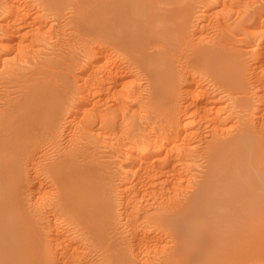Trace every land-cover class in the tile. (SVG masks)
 Wrapping results in <instances>:
<instances>
[{
	"label": "bare ground",
	"instance_id": "obj_1",
	"mask_svg": "<svg viewBox=\"0 0 264 264\" xmlns=\"http://www.w3.org/2000/svg\"><path fill=\"white\" fill-rule=\"evenodd\" d=\"M30 1L0 0V66L2 67L0 75L5 74L2 77L6 76V74L8 77L11 76L13 73L11 71L15 69L17 65L15 63L18 62V59H21L19 62L22 64L23 58L21 57L25 58L23 55L25 52H28L26 49H29L35 40L43 38L41 36L48 32L42 30L47 20L44 22V13L39 14L41 7L39 8V12L37 10L34 12L33 8L34 11L30 10V7L34 6H30L32 0ZM48 1L41 0L45 5L46 3L49 4L50 6L47 5L49 8L56 4V10L57 8L59 9L60 2L58 4L56 0ZM113 1L112 3L114 4ZM194 1L196 2V0ZM198 1L200 2V0ZM211 1L216 4L218 3L220 5L218 8H221L216 11L217 7H214V13H210L212 9L210 11L207 10V12L205 10L201 16L206 19L203 20L205 22L202 21L204 29L214 30V28H218L221 22H228L229 24V11L236 8L235 6L240 3L239 1L244 0ZM195 2L193 0H116L114 8H112V27H110V29H115L111 33L115 35L114 39L112 38L113 41L109 39V41L111 40V45L108 42L112 49L110 50V47H108V53L101 54L102 50L99 49L100 52L97 49L95 50L87 42L88 48L90 49L91 47V49L89 52L87 48V51L84 50L86 53L88 52V65H86L88 70L84 74L83 72L76 74L77 71L74 73V70L70 69L71 64H68V60L70 59L69 54L71 53V49H69L70 43L67 42L68 37L64 36V38L67 37L65 38L66 41L58 40V45L56 44L59 46V50H57L59 51L58 54L63 59L60 60L55 57L56 55H53L54 58L49 59L50 61L44 64V66L47 65L49 67H42L46 70L42 68L37 70V67L35 71L29 73L30 69L28 68V74H25L24 70V73H21V80L27 84L25 86L23 84H21L22 86H18L20 88L18 89V96L12 97L11 95H14L13 92L10 95H8L9 93L6 94L5 92H8V87L7 91L3 90L5 94L2 93L1 89H4L5 86H0V264H132L127 248L131 251L130 255H141L144 252L152 251L151 257L155 255L153 259L156 260L157 258V262L154 260L153 262L156 264H191V258H186L184 254L189 247L190 238L194 239H192V245H194L192 248L193 252H197L199 247L204 250H202V254H199L202 257L200 259L199 256L200 261L198 264H264V93L260 91L263 90L262 92H264V13L259 11V8H255L258 10L254 13L256 21L253 15L250 17L244 15L247 18H245L246 20L243 19L244 22L241 21L237 25L236 23H234L235 25L230 23L232 26L226 27L228 33H239L240 27L243 28L246 25L244 28H247L248 35L253 37L252 44L254 45L257 65L254 67L256 71L253 75L254 91H252V89H248L251 88V86H247L249 82L246 83L244 80L246 79L244 77L246 69L240 65L241 63L239 64V60L237 59L239 57L238 53L233 49L238 55L236 58V54L228 51L223 41L219 42L216 39V41L209 42L210 32L208 30L205 32L203 30L204 34L208 32V36L205 34L206 37L204 35L203 37L200 32L197 33V31L191 29V26L197 22L196 19L200 18L198 15H195V22L194 20L192 21V12L194 11L192 6L196 5L197 2ZM36 3L39 2L37 1ZM67 3L69 4V1L64 2L65 5ZM198 3L197 5L200 4ZM260 4L259 6L264 8V0ZM164 5H168L169 7H164ZM55 7L53 6L52 8L55 9ZM248 7L252 9L251 6ZM47 8H44V11ZM99 8L102 11L103 8L101 6ZM61 10H64L62 6ZM241 12L240 14H242ZM33 13L36 14L34 15ZM248 14L253 13L249 12ZM84 16H82V19L87 18H84ZM41 18H43V21H41ZM84 21L86 23L88 20ZM242 23L243 25H241ZM62 27L59 29L62 30ZM202 28H200L201 30L198 29V31L202 32ZM58 30L57 32H59ZM195 32L198 35L200 33L202 36H199V39L203 38L205 40L208 38V40H205L206 43L197 41L195 37L198 36H195ZM28 33L32 35L30 39ZM62 33L60 32V35ZM213 34L219 36L225 35L223 31H217ZM50 36L52 38V34ZM69 37L71 38L72 36ZM62 38L60 37V39ZM27 41H30V43H27ZM46 41H43L44 44L47 43ZM96 43L94 45H92L93 43L90 44L96 47ZM35 46L37 47L36 44ZM80 47H82L81 44ZM32 48L34 49V47ZM103 49L107 48L103 47ZM9 54L10 56L12 54L13 57H11L15 63L9 62ZM27 54L30 55L31 53L28 52ZM77 55L79 56V54ZM34 56L36 57L35 54ZM181 58H188L186 62L192 68L193 66H198L200 70H195L200 71V74L202 71L209 72L210 74H208L216 80L219 84L218 87L224 92L234 91L237 95H240L238 100L232 102V107L238 109V112L237 110L235 111L236 115L240 116V113L245 112V110L249 112L247 109L253 108L252 105H254L253 112H257L260 118L250 119V117L248 119L253 121H251V126L244 125L236 133L237 128L234 134L225 133V128H222L226 125L225 123H227L232 113L224 115L228 112L224 113L221 108L218 109L219 103L217 105L216 100L220 102L224 100L221 99V93L218 91L220 94H217L218 92L215 93L213 89L212 91L211 88L213 86L207 87V84L205 86L202 85L203 76L201 77L199 74L201 79L197 78L198 74L196 73L195 76V70L193 72L190 71L192 68L188 67L185 62L182 71L180 70L181 67L177 69L175 66L176 62L180 63L182 61L180 60ZM24 60L26 63H29L28 60ZM85 64L87 63L85 62ZM131 64H138L141 67L145 66V74L143 73V75L157 82V85L154 88L152 87V90L149 88L151 91H149V96L146 93L145 96L147 95L150 97V100H153V103L152 101L149 102L152 103L150 106L155 108L157 105L161 106L159 112H157V109L154 111L157 116H155L156 120L154 121L153 116L147 117L149 115H147L145 110L144 113H146L147 118L140 112L145 117V124H147L142 131L139 124L141 121H132L133 112L131 113L132 119L130 120L132 122L127 124L130 116L127 115L129 113L126 108L127 106L123 105V103H128L124 99L135 95L132 94L133 91L131 92L129 87H126L128 85L132 87L131 85L133 84L130 81V84H128V79H126L128 85L121 84L123 78L129 74L130 69L132 70ZM242 64H244V61ZM72 65L75 66L74 63ZM22 67L21 65L20 70L25 68ZM135 69L133 70L135 71ZM15 70L18 71L19 66ZM142 70L140 68V73L143 72ZM7 71L11 73L9 74ZM55 74L66 76L65 79L68 82L61 84L64 81L62 80L61 82L56 81L58 84L60 83L59 85L56 82L55 85L52 84L53 80H59L60 78V76L55 79L50 77ZM12 76L14 77V74ZM16 77L19 79L17 75ZM49 77L53 80H48L47 78ZM71 77L74 81L73 86L71 85ZM208 78L209 76H207L206 80ZM7 79L6 81L8 82ZM251 79L253 78L251 77ZM2 80L5 83V79ZM250 81L252 82V80ZM15 87L18 88L17 85ZM73 87L75 94L72 91L74 95L68 96V91L72 90ZM217 89L219 88H216V91ZM135 91L137 90L135 89ZM259 91L263 94L261 97L257 96ZM146 92L148 93V89H146ZM248 92L252 93V95L246 96ZM138 93L136 92L137 95H141ZM225 96H228V92ZM135 97H132L133 100ZM230 99H232V96ZM140 100L145 101L143 98ZM112 102L113 104H111ZM88 104L92 107L89 106L91 108H87ZM123 106L126 108L125 111L128 112L126 113V117H129L127 121H125V118H122L124 116L122 115L124 112ZM150 106L148 107L153 108ZM223 106L221 105L220 107ZM131 107L129 105V108ZM252 108L250 109L252 110ZM136 112L138 111L136 110ZM120 113H122L121 118L126 123L119 121L122 119H117ZM137 117L139 118V115ZM118 121L122 123L121 126ZM124 124H126V127L121 128ZM203 124L207 128L210 127L209 129L212 132L210 135L211 139L207 142L208 145L201 152L203 153L201 156L204 157L206 163V169L200 179L194 180V177H192L193 182H191V178H187L189 174H186L187 176L185 175L186 177L184 176L183 179H191L190 182L194 186L190 189L188 188L189 185L187 186L186 184L187 188H182L184 185L181 186V182L183 181H181V174L185 173L184 169L186 171L187 167L183 169L180 163L185 160L184 163L186 164L187 153L191 149L187 146L185 147L183 141L181 143H183L186 149H182L183 146H180L181 148L178 149L177 146L180 145V142L178 143L179 137L181 134H184L182 140L188 141L185 142L189 144V141L193 140L192 138L199 136L198 134L202 128H206ZM237 124H239L238 121ZM96 125H99L100 133L102 132L98 136L106 135L107 138L112 134L116 138V135L119 136L120 134L119 138L121 137L122 139L118 140L119 145L117 147L132 159L131 162L127 161L129 163L127 175H123H126L128 178L126 181L130 182H127L125 186L123 184L124 188L121 187L122 183L119 186L118 184L116 185L122 188L126 196L124 199L126 198L127 207H124L123 205L125 204H123L122 208L126 209V212L124 210L123 212L127 213L125 217V219L127 218V222L123 219L124 224L126 222L129 227V230H126V232H129V234L127 233V240L119 239L118 235L121 234H117L119 231L115 235L114 231L116 230L113 231L115 227L112 228L111 226L112 214L106 213L111 203L114 204L115 200L113 199L117 197H114V190L112 189L114 187H110V185L119 180H111V182L114 181L113 183L110 182L111 184L107 181H103L102 183L101 179H99L102 176L100 171L102 166L100 167L99 165L101 163V161H98L99 158L97 157L98 164L87 161L91 152L88 151V148H92L93 145L90 146L91 143L90 145L88 143L89 147L86 148L84 145L87 143L83 145V141L85 140L86 142L87 139L83 140V137L90 136L91 132H94L93 129ZM222 125L223 127H221ZM114 126H117V129H121L119 130L121 132L119 133L118 130H115ZM141 127L144 126L141 125ZM98 128L96 127V129ZM203 129L202 131H204ZM209 129L207 130L208 132L210 131ZM112 130H115L114 134H117L111 133ZM95 131L98 132L97 130ZM63 132L66 134V138H61L67 139L65 140L64 150L61 153L56 150L60 154L56 156L52 154L55 157H51L49 150L51 152V148L55 144H58V138H60V134H63ZM94 136H97V134ZM104 138L105 136L102 137V141H106V138ZM110 138L109 140L112 139ZM200 139L198 140L199 142ZM109 140L107 139L111 143ZM102 141L100 142L101 144L105 143V141ZM88 142H90V138ZM190 143H193V141H190ZM117 144L115 143V145ZM115 145L110 147L113 148ZM196 145H189V147H195ZM118 148L117 153L120 152L121 155L119 154V156H122L123 153L120 149L118 151ZM113 149L115 150V148ZM198 150L201 151V149ZM191 154L190 157L194 158V155ZM198 154L200 156L199 151ZM91 155H94L93 151ZM127 157L124 158L128 159ZM190 157L188 158L190 159ZM121 169L124 168L122 167ZM104 178L105 176L102 177V180ZM110 178L112 179V177ZM49 182L52 183V186L54 184L57 185V189L53 186L57 192L60 188V195H56L58 198L52 199L51 197V200H48L46 199L47 197H44L45 199L42 197L45 193L41 194V190L44 186L49 189L47 186ZM183 182L182 184H185ZM23 187H27V190L30 189L34 193L33 199L29 200L32 202L31 205L26 200L30 207L28 211L25 210L21 196ZM99 188L103 191L99 190ZM50 190L51 186L48 191L50 192ZM98 190L101 191L100 195L96 193ZM118 202L120 203V201ZM118 209L115 210L117 211ZM58 212L59 215L61 212L65 214L69 213L70 218H68L70 220H66L68 223L70 221L69 228L66 225V221L65 225L67 227H61L65 229H61L58 226L60 224L59 218L56 217L58 216L56 214ZM111 213H115V211ZM51 215H55V217L50 218ZM44 221H49V238L45 237L42 230V227L45 229L42 225ZM83 234L93 240L95 239L92 248H89L87 244L88 248L84 246L87 242L79 245V236L82 237ZM162 243L163 245L161 246ZM80 246L89 250L83 251ZM154 250H159L161 253L159 251L153 252ZM156 253L162 255H157L156 257ZM46 256L49 258L45 259ZM137 257L139 256H136V259ZM146 258L147 260L152 259ZM48 259H52L55 262L48 261ZM147 260L142 261L141 259V262L150 264V261L147 262ZM153 262L151 261V264H155Z\"/></svg>",
	"mask_w": 264,
	"mask_h": 264
},
{
	"label": "rangeland",
	"instance_id": "obj_2",
	"mask_svg": "<svg viewBox=\"0 0 264 264\" xmlns=\"http://www.w3.org/2000/svg\"><path fill=\"white\" fill-rule=\"evenodd\" d=\"M28 1H30V0H28ZM39 2V3H36V2ZM44 1V0H43ZM46 1H48V0H46ZM53 1H55V0H53ZM57 2L56 3H58L59 4V2H60V4H59V9L57 8V10H56V7H55V5H53L54 7H55V9L54 8H52V7H48L47 5H49V4H47L46 3V5L44 4V2H41V0L39 1V0H32V3L30 4V6L31 5H34L33 7L31 6L30 8V10H33L34 12H36V10L39 12V8L41 7L42 8V10H41V8H40V13L39 14H42V13H44V15H43V18H44V22L46 21V23L44 24V29H42L43 31H48V32H46L44 35H46V36H44V35H42L41 37H45L44 39L43 38H38L37 39V41L35 40L33 43H32V45H30V48L29 47H27V48H29V49H26V51H28L29 53H31L32 54V57H31V54L30 55H28L26 52L24 53V55L23 56H25V58L24 57H21V58H23V60H22V64H20V60L21 59H18L17 61L18 62H13L14 61V59L12 58L13 56H12V54H11V56H10V54L7 56L8 57V60H9V62H13V63H15V64H17L16 66H15V69H17V67L19 66V70L18 71H16L15 69V71L13 70V71H11V72H13L12 73V75L14 74V77L11 75V76H7V74H6V76H7V78H6V76H4V77H2L3 75H5V74H3V75H0L1 77H0V86L1 87H3V86H5L4 87V89L2 88H0L1 89V91H7V87L9 88L8 89V92H5L6 94H8V95H10L12 92H13V94L14 95H11L12 97H15V96H18V94H19V90L18 89H20L18 86H22L21 84H23L24 86L27 84L25 81L23 82L22 80H21V78H22V72L24 71L25 72V74H28V71H29V69H30V71H29V73L31 72V71H35L36 70V68H37V70H39V69H41L42 67H49V66H47V65H45L44 66V64H47L48 63V61H50L51 60V58H54L53 57V55H56L55 57H57V58H59L60 60H62L63 58H62V56L61 55H59L58 54V52L59 51H57V50H59V46H57L58 45V40L59 41H66V39L65 38H67V42H69L70 43V48L69 49H71L70 50V52L72 53H70L69 55H70V59L68 60V64L70 63L71 65V67H70V69L72 68L73 70H74V73L76 72V74H81L82 72H83V74L85 73V71L86 70H88V68H87V66L86 65H88V59H87V55H88V52H89V50L91 49V47L92 48H95V50L97 49V50H102V52H100V50H99V52L102 54H104V53H108L107 51L109 50V48L108 47H110V45H111V40H112V38L114 39V35L113 34H111V33H113V31L115 30V29H113V28H111L110 29V27H112V18H111V16H112V8H114V4H115V1L116 0H63L62 2H61V0H56ZM69 1V4L67 3L66 5L64 4V2L66 3V2H68ZM112 1L114 2V4L112 3ZM181 1V0H180ZM210 1L211 0H209V2H208V0H200V2L198 1V0H196V2L199 4V5H197V3L193 0V2H195L196 3V5L194 4V7L192 6V9L194 10H192L191 9V11H193L192 13V21L195 19L194 17H195V15L197 16L198 15V17H200L199 19H196V21L197 22H195V20H194V24L191 26L192 28V30L193 31H197V33L198 32H200L201 34H202V36L204 35L205 37H206V35L208 34V32H210L209 34L211 35H209V40H208V38L207 39H205V40H208L209 42H211V41H216V39L220 42V41H223V42H225V45H226V47H227V49H228V51H230L231 53L232 52H234L233 51V49L238 53V55H239V57L237 58V54L235 55L236 56V58L239 60V64L240 65H242V67L243 68H245L244 70H245V72H244V77L247 79H244L245 80V82L246 83H248V85L247 86H251V88H248V89H252V91H254L253 90V84H254V82H253V80H254V77H253V75H254V72L256 71V68H254L257 64V62H256V60H255V54H254V45L252 44L253 43V37H251V36H249L248 35V33H247V28H242V27H240V31H239V33L238 32H233V33H228V31H227V28L228 27H231L232 25H230V23H236V25L237 24H239V23H241V21H243L244 22V20H246L247 18L245 17V16H254V18H255V21H256V17H255V14L254 13H256L258 10L259 11H262L263 13H264V8L262 7L261 8V4L260 3H262L263 2V0H259V1H257V0H254V1H256V2H254L253 0H244V1H239L240 3L237 5V6H235L236 8H234V9H232V10H230L229 11V17L230 18H228V19H230L229 20V24H228V22H221L219 25H218V28H214V30L212 29H207V28H205L204 29V26H203V22H205V21H203L205 18H203L201 15H203V13L205 12V10H206V12H207V10H211L212 9V11L210 12V13H214V10H215V8H216V11H217V9H220V8H218V6H220L218 3L216 4L215 2H212L211 1V3L213 4H211L210 3ZM251 1H253V2H251ZM31 2V1H30ZM29 2V3H30ZM49 2V1H48ZM260 2V3H259ZM53 3H55V2H53ZM63 5H62V4ZM241 3H243V4H241ZM251 3V4H250ZM37 4V5H36ZM41 4H44V5H41ZM109 4V5H108ZM110 4H113V5H110ZM259 4L261 5V6H259ZM40 5V6H39ZM103 5L105 6L104 8H103ZM107 5V6H106ZM210 5H212V6H210ZM245 5V6H244ZM38 8H37V7ZM43 6H44V8H47L45 11H44V8H43ZM46 6V7H45ZM50 6V5H49ZM61 6H62V9H64V10H61ZM99 6H101V8H103L102 9V11H100L101 9L99 8ZM166 5H164V7H165ZM168 6V5H167ZM166 6V7H167ZM202 7V9H201V7ZM206 8H205V7ZM242 6H243V8H242ZM248 6H251L252 7V9L251 8H249ZM58 7V6H57ZM169 7V6H168ZM197 7H199V8H197ZM203 7H204V10H203ZM209 7V8H208ZM215 7V8H214ZM246 7V8H245ZM254 7V8H253ZM33 8V9H32ZM52 8V9H51ZM99 8V9H98ZM213 8H214V10H213ZM255 8H259L258 10L257 9H255ZM110 9H111V11H110ZM248 9H250V10H248ZM256 11H255V10ZM52 10H54V11H52ZM87 12H86V11ZM100 12H99V11ZM107 10V11H106ZM236 10H237V12H236ZM254 12H253V11ZM33 11H31V12H33ZM52 11V12H51ZM56 11V12H55ZM59 11V12H58ZM96 11H97V13H96ZM197 13H196V12ZM202 11V12H201ZM242 13V14H240V12ZM47 12V13H46ZM49 12V13H48ZM53 12L55 13L54 15H53ZM62 12V13H61ZM85 12V13H84ZM194 12H195V14H194ZM201 12V14L199 15V13ZM236 12V13H235ZM249 12H252L253 14H248ZM52 15H51V14ZM82 13H84V14H82ZM86 13H88V14H86ZM89 13H90V15H89ZM98 13H99V15H102V16H99L98 15ZM106 15H105V14ZM110 13V14H109ZM246 13V14H245ZM34 14V13H33ZM36 14V13H35ZM34 14V15H35ZM38 14V13H37ZM46 14V15H45ZM49 14H50V17H49ZM82 14V15H81ZM109 14V15H108ZM48 15V16H47ZM85 15V16H84ZM88 15H89V17H88ZM108 15V16H107ZM245 15V16H244ZM45 16V17H44ZM52 16V17H51ZM82 16H84V18H86V19H82L83 17ZM107 16V17H106ZM110 16V17H109ZM234 16V17H233ZM47 17H48V19H47ZM57 17V18H56ZM197 17V18H198ZM202 17V18H201ZM238 17V18H237ZM248 17V18H249ZM43 18H41L42 20L41 21H43ZM46 18V19H45ZM246 18V19H245ZM50 19V20H49ZM80 19H82L81 21H80ZM242 19V20H241ZM244 19V20H243ZM49 20V21H48ZM84 20H88L86 23H84L85 21ZM111 22H110V21ZM206 20V19H205ZM51 21V22H50ZM60 21V22H59ZM90 21H92L91 23H90ZM203 21V22H202ZM47 22H49V23H47ZM81 22H83V23H81ZM107 22V23H106ZM199 22V23H198ZM104 23V24H103ZM109 23H110V25H109ZM198 25H197V24ZM226 23V24H225ZM57 24H59V25H57ZM62 24V25H61ZM80 24V25H79ZM107 26H106V25ZM201 24V25H200ZM223 24V25H222ZM47 25H48V27H47ZM50 25V26H49ZM83 26V28H82V26ZM195 25H196V28L197 27H199L198 29H200L201 27H203L202 28V32L201 31H198V29H196L195 28ZM201 27H200V26ZM235 25V24H234ZM241 25H243V23L241 24ZM46 26V27H45ZM53 26V27H52ZM57 26V27H56ZM63 26V27H62ZM104 26V27H103ZM51 27V28H50ZM61 27H62V30H60L61 29ZM103 27V28H102ZM219 27H220V29H219ZM227 27V28H226ZM45 28H47V29H45ZM60 28V29H59ZM82 28V29H81ZM108 28V29H107ZM195 28V29H194ZM59 31V32H57V30ZM103 29H105L104 31H103ZM219 29V30H218ZM242 29V30H241ZM55 30H56V32H55ZM65 30V31H64ZM91 30V31H90ZM111 30H112V32H111ZM201 30V29H200ZM203 30H204V32L205 31H207L208 30V32L207 33H205L204 34V32H203ZM215 30H217V31H223L224 33H225V35H221V36H219V35H216V34H213V33H216L217 31H215ZM53 33H52V32ZM105 31H107L106 33H105ZM110 33H109V32ZM215 31V32H214ZM244 33H242V32ZM51 32V33H50ZM60 32L62 33V32H64V33H62V35H60ZM213 32V33H212ZM241 32V33H240ZM31 34H32V32H30ZM52 34V38H51V36H50V34ZM57 33V34H56ZM65 33H67V34H65ZM70 33V34H69ZM108 33V34H107ZM115 33V32H114ZM196 32H195V36L197 35L198 37H195L196 38V40L197 41H201V43H206V41L203 39V38H200L199 39V36H201L200 35V33H199V35L197 34ZM31 34H29L28 33V37H29V39H30V37L32 36ZM65 34V35H64ZM57 35V36H56ZM109 35H111V36H109ZM212 35H213V38H212ZM50 36V37H49ZM64 36H67V37H65L64 38ZM69 36H72L73 37V40H74V38H75V40H78V41H75L74 40V43H75V46H74V43H73V40L71 41V39H72V37L70 38ZM76 36V37H75ZM78 36V37H77ZM201 36V37H202ZM203 36V37H204ZM208 36V35H207ZM48 37V38H47ZM57 37H58V39H57ZM60 37L62 38V39H60ZM109 37V38H108ZM251 37V38H250ZM49 38H50V40H49ZM42 39H43V41H46L47 43V45L46 44H44V42L42 41ZM54 39V40H53ZM55 39H57L56 41H55ZM109 39H111L110 41H109ZM199 39V40H198ZM212 39H214V40H212ZM52 40V41H51ZM81 40V41H80ZM42 41V42H41ZM50 41V42H49ZM54 41V42H53ZM96 41H97V43H96ZM113 41V40H112ZM37 42V43H36ZM39 42V43H38ZM48 42H49V46H48ZM55 42H57V43H55ZM81 42V43H80ZM89 43V45L91 46L90 47V49L88 48L89 47V45H88V43ZM110 43V45H109V43ZM27 43H30V41H27ZM54 43V44H53ZM73 43V44H72ZM78 43V44H77ZM92 45H94V43H96V45L99 47H95V46H92ZM100 44V46H99V44ZM208 43V42H207ZM35 44L37 45V47L35 46ZM57 44V45H56ZM80 44L82 45V47L84 48H82V47H80ZM52 45V46H51ZM54 45H55V47H54ZM77 45H78V47H77ZM88 45V46H87ZM47 46V47H46ZM74 46V47H73ZM31 47H34V49L32 48L31 49ZM43 47V48H42ZM72 47H73V49H72ZM103 47L104 48H107V49H103ZM86 48H87V50H88V52L86 53ZM77 49V50H76ZM112 49V47H110V50ZM232 51H231V50ZM30 50H33V51H30ZM56 50V51H55ZM84 50H86V51H84ZM252 50H253V52H252ZM77 51H78V53H77ZM82 51V52H81ZM106 51V52H105ZM79 54V56L76 54ZM85 52V53H84ZM187 53H188V51H186ZM186 52H185V54H186ZM190 52V51H189ZM252 52V53H251ZM51 53V54H50ZM57 53V54H56ZM248 53V54H247ZM34 54L36 55V57L34 56ZM74 54V55H73ZM80 54H81V56H80ZM27 55V56H26ZM76 55H77V57H76ZM84 57H86V58H84ZM86 55V56H85ZM29 56V57H28ZM60 56V57H59ZM26 57H28V58H26ZM33 57H34V59H33ZM73 57V58H72ZM80 57V58H79ZM82 57V58H81ZM13 60H12V59ZM77 58V59H76ZM239 58H241V59H239ZM11 59V60H10ZM24 59H26V61L28 60V62L29 63H26L25 62V60ZM29 59H30V61H29ZM32 59V60H31ZM39 59V60H38ZM50 59V60H49ZM71 59H72V61H71ZM75 59H76V61H75ZM82 60V61H80V60ZM183 59H185V60H183ZM7 60V61H8ZM84 60H86V61H84ZM180 60H182L180 63H182V64H180L178 61L176 62V67H177V69H180V67H181V71H182V67H183V65L185 66V64H184V62L187 64V66L188 67H190V68H192V66H190V65H188V63L186 62V61H188V58H181ZM250 60V61H249ZM35 61V62H34ZM74 61V62H73ZM78 61V62H77ZM243 61H244V64H242L243 63ZM44 62H46V63H44ZM85 62L87 63V64H85ZM254 62V63H253ZM74 63V65L75 66H73L72 64ZM75 63H77V64H75ZM82 63H84V64H82ZM177 63H179V65H177ZM252 63V64H251ZM40 64V65H39ZM81 64V65H80ZM245 64H247V65H245ZM251 64V65H250ZM254 64V65H253ZM21 65L23 66V67H25V68H21L22 70H20V67H21ZM77 65H79V66H77ZM138 64H131L130 66H132V70L130 69V72H129V74L126 76V77H124L123 78V81H122V83L121 84H126V85H128V84H130V82H131V86L132 87H130L129 85L128 86H126V87H129V89H130V91L132 92V94H135V95H133L134 97L137 95L136 94V92L138 93L139 91V93L138 94H141V95H137V96H139V98H137V96L134 98V100H133V96L132 97H127V98H131V99H124V101L126 100L128 103H129V105H130V107L131 108H129V105H127V104H124L123 103V101H121L122 103H123V105L127 108V110H128V112L130 113H128V112H126L125 110H126V108L123 106V111L125 112V114H124V112H123V114L122 113H120L119 114V116H117V119L119 120V119H124L125 118V121H127V119L129 118V117H126V113H128L127 115H129L130 116V119H128V121H127V124L130 122H132V121H137V122H139V121H141V123H139L140 124V130L142 131L146 126H147V124H145V117H146V113H144V110H145V112H147V115H149V116H147V117H150V115L151 116H153L154 117V119H153V121L154 120H156V118H155V116H156V114H155V109H157V112H159L160 111V109H161V106L159 107V105H157V107L155 108V107H153V106H150V105H152V103H153V100H150L149 98L150 97H148L149 96V93L151 92L150 90H152L156 85H157V82L155 83L154 82V80H152V79H149L148 77H146V76H144L143 75V73H144V68H145V66L144 67H141V65L139 66H137ZM182 65V66H181ZM32 66V67H31ZM41 66V67H40ZM133 66H134V68H136L135 69V71L133 70L134 68H133ZM143 66V65H142ZM250 66V67H249ZM84 69H83V68ZM187 67V68H188ZM248 67H249V69H248ZM29 68V69H28ZM34 68V69H33ZM45 68H42V69H45ZM75 68V69H74ZM81 68V69H80ZM129 68H131V67H129ZM140 68H141V70L143 71V72H141L140 73ZM0 69L2 70V67L0 66ZM26 69H28V70H26ZM78 69V70H77ZM189 69V68H188ZM195 69H197V70H200L199 68H198V66L196 67V66H193V68L192 69H190V71H192L193 72V70H195ZM253 69V70H252ZM0 70V71H1ZM46 70V69H45ZM73 70H71V72H73ZM187 70V69H186ZM249 70V71H248ZM20 71V72H19ZM131 71H132V75H131ZM134 71V72H133ZM196 71V70H195ZM194 71V75L197 73L198 75H197V78H200L201 79V77L203 76V78H202V85H206L207 87H212L211 88V90L213 89L214 90V92L215 93H217L218 91L221 93H217V94H220L221 95V99H224V100H222V102H220L219 100H216V104L217 103H219V108L218 109H222V111L225 113V112H228V113H225L224 115H230L231 113V115H230V118L228 119V121H227V123H225L226 125H224V127H223V125L221 126V127H223L222 129H224L225 131V133H228V134H234L235 133V131H236V129H237V131H236V133L238 132V131H240L241 130V128L244 126V125H247V126H251L252 125V120H250V119H253V118H260V117H258V113L257 112H253V109L255 108L254 107V105H252L253 106V108L252 107H250V108H252V110L250 109V108H248L247 110H249V112L248 111H246L245 110V112H241L240 113V116H238V115H236L235 114V111L237 110V112H238V109L237 108H235V107H232V102H234V101H236V100H238V97L240 96V95H237V93H235L234 91L233 92H229V91H227L228 92V96H225V94H227V92H224L220 87H218L219 86V84L216 82V80L212 77V76H210L209 74V72H207V71H202L201 72V74H200V71L198 72V71H196L195 72ZM10 72V73H11ZM23 72V73H24ZM78 72H80V73H78ZM189 72V71H188ZM207 72V73H206ZM247 72V73H246ZM249 72V73H248ZM7 73H9V71H7ZM9 73V74H10ZM16 73V74H15ZM18 73V74H17ZM21 75H20V74ZM74 73H72V74H74ZM140 73V74H139ZM209 73V74H208ZM253 73V74H252ZM25 74H23V75H25ZM142 74V75H141ZM145 74V73H144ZM201 75V77H200V75ZM249 74V75H248ZM16 75L18 76V78L20 79V81H19V79H17V77H16ZM205 75V76H204ZM20 76V77H19ZM57 76V77H56ZM58 76H60V78L58 77ZM63 76V77H62ZM134 76V77H133ZM196 76V75H195ZM207 76H209V78L206 80V78H207ZM248 76V77H247ZM250 76V77H249ZM11 77V78H10ZM50 77H52V78H59V80L57 79H55V81L52 79V78H50ZM49 78H47L48 80H50V81H52V84H58V82H61L62 80H64V81H62L61 82V84H65V83H63V82H68V80L67 79H65L66 78V76H64V75H52V76H50ZM206 77V78H205ZM212 77V78H211ZM251 77L253 78V79H251ZM10 78V79H9ZM12 78H13V81H12ZM14 78H16L15 79V81H14ZM144 78V79H143ZM2 79H5L4 80V82L6 83H3V80ZM6 79L8 80V82L6 81ZM126 79H128L127 81H128V84H127V82H126ZM134 79H136V80H134ZM147 79V80H146ZM249 79V80H248ZM9 80H11V82H9ZM67 80V81H66ZM71 85L73 86V84H74V81H73V79H72V77H71ZM134 80V81H133ZM209 80V81H208ZM212 80V81H211ZM250 80H252V82L250 81ZM56 81H58V82H56ZM120 81V82H121ZM130 81V82H129ZM2 82V83H1ZM56 82V83H55ZM210 82V83H209ZM10 83V85H8ZM19 83V84H18ZM205 83V84H204ZM209 83V84H208ZM211 83H213V85H211ZM13 84V85H12ZM60 84V83H59ZM58 84V85H59ZM216 84V85H215ZM7 85V86H6ZM15 85H17V87L18 88H16L15 87ZM138 85V86H137ZM214 85H215V89H214ZM14 88H13V87ZM140 86V87H139ZM13 89H12V88ZM153 87V88H152ZM134 88V89H133ZM149 88H150V90H149ZM216 88H219V89H217V91H216ZM16 89V90H15ZM132 89V90H131ZM137 90V91H135L134 92V90ZM138 89H139V91H138ZM146 89H148V93L146 92ZM15 90V91H14ZM18 90V91H17ZM212 90V91H213ZM223 92H222V91ZM4 91L2 92V93H4ZM17 91V92H16ZM72 91H73V93L75 92L74 91V87L72 88V90L70 89L69 91H68V93H67V95L68 96H72V95H74L73 93H72ZM141 91H143V92H141ZM150 91V92H149ZM252 91H249V92H252ZM261 91V93H264V92H262L263 90H260ZM260 91L258 92V95L257 96H259V97H261L263 94H261L260 93ZM16 92V93H15ZM248 92V93H249ZM4 93V94H5ZM18 93V94H17ZM144 93V94H143ZM145 93L146 94H148V96L146 95L145 96ZM225 93V94H224ZM234 93V94H233ZM246 94V96L248 95H252V93H249V94ZM260 93V94H259ZM15 94H17V95H15ZM130 96H131V94H130ZM141 96V97H140ZM231 96H232V99H230L231 98ZM229 97V98H228ZM144 99L145 101H142V100H140V99ZM146 98V99H145ZM136 99V100H135ZM132 100V101H131ZM146 100H148V101H146ZM229 100V101H228ZM254 100H256V98H254ZM129 101H131V102H129ZM135 101V102H134ZM152 101V103H149V102H151ZM219 101V102H218ZM226 101V102H225ZM227 101H228V104H227ZM146 102H148L147 104H146ZM225 102V103H224ZM102 103H103V101H102ZM126 103V102H125ZM148 107V106H150V107H153L154 108V110H152L153 108H147L144 104ZM230 103V104H229ZM111 104H113V102L111 103ZM116 104V103H115ZM149 104V105H148ZM225 104V105H224ZM102 105V104H101ZM104 105V104H103ZM216 105V106H217ZM223 106V107H220V106ZM89 106H91L90 104H88L87 105V108L89 107ZM92 107V106H91ZM91 107H89V108H91ZM145 107H146V109H145ZM229 107V108H228ZM138 108H139V110H138ZM215 108V107H214ZM224 108V109H223ZM228 108V109H227ZM134 109V110H133ZM151 109V110H150ZM215 109H217V108H215ZM136 110L139 112V114H138V112H136ZM141 110H143V111H141ZM149 110H150V112H149ZM225 110H228V111H225ZM251 110V111H250ZM216 111V110H215ZM133 112V113H132ZM140 112H142L143 114H144V116H143V114L142 113H140ZM149 112V113H148ZM154 112V113H153ZM230 112V113H229ZM234 112V113H233ZM131 113L133 114L132 115V117H133V119H132V117H131ZM151 113V114H150ZM245 113V114H244ZM249 113V114H248ZM253 114V115H251V114ZM255 113V114H254ZM124 115L123 117H122V115ZM248 114V115H247ZM121 115V116H120ZM139 115V118L137 117V116ZM244 115H246V116H244ZM257 115V116H256ZM261 115H263V114H261ZM244 116V117H243ZM254 116V117H253ZM120 117V118H119ZM122 117V118H121ZM136 117V118H135ZM142 117V118H141ZM146 117V118H147ZM157 117V116H156ZM236 117V118H235ZM242 117V118H241ZM251 117V118H250ZM135 118V119H134ZM144 118V119H143ZM245 118V119H244ZM248 118H250V119H248ZM262 118V117H261ZM119 120V121H124V120ZM132 119V121H130ZM141 119V120H140ZM144 121H143V120ZM248 120V121H247ZM261 120V119H260ZM118 121V122H119ZM123 122V123H126V122ZM237 121H238V123L239 124H237ZM252 121V122H251ZM117 122V123H118ZM232 122V123H231ZM120 123V122H119ZM143 123V124H142ZM236 123V124H235ZM121 124L122 123H120V126H121ZM145 124V125H144ZM250 124V125H249ZM126 124H124V125H122V127L121 128H125L126 126H125ZM141 125L142 126H144V127H141ZM205 124H203V126H204ZM98 126L99 125H96L95 127H94V129H93V131L94 132H96L95 130H97L98 132H96V133H94V132H91L92 134H90V136H86V137H83V140L84 139H87V141L85 142V140L83 141V145L84 144H86V145H84L86 148H88L89 147V145H90V143H91V145L90 146H92L93 145V147L92 148H88L89 150V152H90V156L87 158V161H92L93 163H96V164H98V162H97V157L99 158V160L98 161H101V163L99 164L100 165V167L105 171H103L102 169H100V171H101V174H102V176H100V178L99 179H101L100 181L103 183V181H107V182H111V180H119V181H112L111 183H113L112 185H110V187H114V188H112L113 190H114V197H116V199L114 198H112L113 200H115L114 201V204H116V205H114L113 203H111V202H109V203H111V205L109 206V208H108V210H107V212L106 213H108V214H112V216H111V220H112V222H111V226H112V228H114L113 229V231L114 230H116V231H114L115 232V235H117V234H120V235H118L119 236V239H123V240H125L126 238L128 239V234H129V232H126V230L128 231L129 230V227L127 226V218L125 219V217H126V215H127V213H125L126 212V209H124V208H122L123 206L125 207L126 206V204H127V201H126V198L124 199V197H126L125 196V193H123V190H122V188H119L118 186L121 184V187H123V186H125L126 184H127V182H130V181H126L128 178L126 177V175H127V171H128V169L127 168H129V163L127 162V161H132V159H130V157H129V155H126V153H123L122 151L123 150H121L120 148H118L117 146L119 145V141L122 139L121 137V139L119 138V136H120V134H119V136L118 135H116L117 133H115L114 134V132H115V130H121V129H117L116 127L117 126H114V129L115 130H112V132L111 133H113L114 135H116V138H115V136H112V134L110 135L111 136V138L113 139V140H115V141H117V142H115V141H113L111 138H110V136L109 137H107L106 138V135H103V136H105V138H106V141L105 140H103V141H105V143H100L101 141H102V137L103 136H98V135H101V133H100V129L98 128ZM119 126V124H118V128L120 127ZM202 126V127H203ZM237 126V127H236ZM241 126V127H240ZM96 127L98 128V129H96ZM201 127V128H202ZM205 127H206V125H205ZM204 127V128H205ZM240 127V128H239ZM207 128V127H206ZM203 129L204 131H202V129H201V131L203 132V135L201 136V134H202V132L200 131V133L198 134L199 136V138H201L200 139V142L198 141L199 140V138L198 137H196V138H192L193 140H190L191 142L193 141V143H190V141H189V144H186V142H188V141H186V140H182V138H183V136H184V134L182 135H180V137H179V141H178V143L180 142V145H178L177 146V148L179 149V148H181L180 146H183V143H184V146L186 147H188L189 149H191L188 153H187V155H188V157H190V154H191V152H192V154L191 155H194V158H191L190 157V159L187 157L186 159V164L184 163L185 162V160L184 161H182L181 163H180V166H183L182 168L184 169V168H186L187 170L185 171V169H184V172L185 173H182L181 175V181L183 182V183H185V184H182V182H181V186L182 185H184V187H182V188H187V186H188V188H192L193 186H194V184L193 183H191V182H193L195 179H200L201 177H202V175L204 174V172H205V169H206V167H205V161H204V157L203 156H201V154H203V153H201V152H203V149L205 148V146H207L208 145V141L211 139V129H209V128H207V129ZM228 128V129H227ZM210 130L209 132L207 131V130ZM229 130V131H228ZM118 131H116V132H118ZM232 131V132H231ZM121 131H119V133H120ZM97 134V136H94V135H96ZM104 134V133H103ZM204 134H206V135H204ZM61 136H60V138H58V144H55L54 146H53V148H51V146H50V148L52 149L51 150V152H50V150H49V155L52 157H55L57 154H60L63 150H64V147H65V140H67V139H62V138H66V134H64V132H63V134H60ZM92 135V136H91ZM108 135V134H107ZM64 136V137H63ZM210 136V137H209ZM62 137V138H61ZM101 137V138H100ZM115 139H114V138ZM202 137H204V138H206V139H202ZM208 137V138H207ZM89 138H90V142H88L89 141ZM93 138V139H92ZM100 138V139H99ZM104 138V139H105ZM109 138L111 139V140H109ZM63 141H62V140ZM94 139H96V141H94ZM107 139L109 140V141H111V143L112 144H114L115 145V143H118L117 145H115V147H113V148H115V150L113 149V148H111L112 146H114V145H112L111 143H109L108 141H107ZM181 139V140H180ZM196 139H197V141H196ZM119 140V141H118ZM188 140V139H187ZM206 140V141H205ZM102 141V142H103ZM183 141V143H181ZM186 141V142H185ZM56 142V143H57ZM61 142V144H59ZM94 142V143H93ZM115 142V143H114ZM196 142V143H195ZM203 142V143H202ZM88 143H89V145H88ZM93 143V144H92ZM198 143H200V144H198ZM64 144V145H63ZM109 144V145H108ZM111 144V145H110ZM182 144V145H181ZM195 144H197L195 147H197L198 149H201V151L200 150H198L197 148H195V147H191L192 145H195ZM109 147H108V146ZM189 145H191L190 147H189ZM201 145V146H200ZM203 145V146H202ZM60 148H59V147ZM63 146V147H62ZM111 146V147H110ZM182 147V149H186L185 147ZM56 147V148H55ZM102 147V148H101ZM118 148V151H119V149H120V151L124 154V156H123V154H122V156H119V154H120V152H118L117 153V148ZM54 149V150H53ZM58 149H60V150H58ZM95 149V150H94ZM102 149V150H101ZM197 149V150H196ZM58 152H60V153H57V151ZM195 150H196V152H195ZM92 151H93V153H94V155L92 156L91 154H92ZM95 151V152H94ZM179 151V150H178ZM180 151H182V150H180ZM185 151V150H184ZM195 152V154H193L194 152ZM198 151H199V153H200V156H199V154H198ZM109 152V153H108ZM113 152V153H112ZM115 152H116V154H115ZM125 152V151H124ZM186 152V151H185ZM95 153H96V155H95ZM98 153V154H97ZM190 153V154H189ZM52 154H54V155H52ZM112 154V155H111ZM121 155V154H120ZM126 155V156H125ZM196 155V156H195ZM49 156V157H50ZM96 156V157H95ZM128 156V157H127ZM198 156V157H197ZM92 157V158H91ZM95 157V159H93ZM127 157L128 159H125V158ZM95 160V161H94ZM192 160H194L193 162H192ZM191 161V162H190ZM196 161V162H195ZM105 162V163H104ZM126 162V163H125ZM188 162V163H187ZM120 163V164H119ZM127 163H128V165H127ZM184 164V165H183ZM104 165V166H103ZM105 165H106V167H105ZM121 165V166H120ZM188 165H190V166H188ZM127 166V167H126ZM108 167V168H107ZM124 168V169H121V168ZM126 167V168H125ZM204 167V168H203ZM105 168H107V169H105ZM116 168V169H115ZM126 169V170H125ZM119 172H118V171ZM182 170V169H181ZM110 174H109V173ZM123 172H126V173H123ZM183 172V171H182ZM189 172V173H188ZM121 173V174H120ZM123 173V174H122ZM100 174V175H101ZM124 174H126L125 176H123ZM188 175V177L187 178H191V179H185V180H189L188 181V183H186L187 181H185L183 178H184V176L185 175ZM112 175V176H111ZM115 175V176H114ZM118 175V176H117ZM186 175V176H187ZM191 175V177H189ZM197 175V176H196ZM103 176H105V178L102 180V177ZM112 177V179L110 178V177ZM122 176V177H121ZM185 176V177H186ZM195 176H196V178H195ZM109 177V178H108ZM114 177V178H113ZM121 177V179H119ZM126 177V178H125ZM192 177H194V180H193V178ZM197 177H199V178H197ZM107 178V179H106ZM125 178V179H124ZM108 179H110V180H108ZM123 179V180H122ZM122 182H121V181ZM126 182H125V181ZM130 180V179H129ZM132 180V179H131ZM190 180H191V182H190ZM123 181H124V183H123ZM50 183V182H49ZM48 183V187H49V189H50V186H51V190H50V192L48 191L49 189L46 187V186H44L43 187V189L41 190V194H43V193H45V194H43V198L45 197H47L46 199H48V200H51V197H52V199L53 198H58L57 196H59L60 195V193H59V190H60V188H59V190H58V192L55 190V188L57 189L58 187H56L57 185L56 184H54L53 186L55 187H53L52 186V183H50L49 184ZM110 183V184H111ZM118 184V186H116ZM124 184V185H123ZM187 184V186H185ZM193 184V185H192ZM115 185V186H114ZM123 185V186H122ZM28 187V186H27ZM27 187L25 188V187H23L24 189H22L21 190V196H22V199H23V202H24V207H25V210H30V207L28 206V204H27V202H29V205H31V201H29V200H32L33 198V194L34 193H32L31 191H30V189H28L27 190ZM102 187V186H101ZM100 187V188H101ZM99 188V190H102V189H100ZM118 188H119V191H120V194H119V191H118ZM124 188V187H123ZM52 189H54L53 191H52ZM117 189V190H116ZM189 189V190H190ZM97 191L96 193L98 194V195H100L101 194V191ZM24 191V192H23ZM26 191V192H25ZM52 191V192H51ZM55 191V192H54ZM103 191V190H102ZM117 191V192H116ZM54 192V193H53ZM27 193H29V194H27ZM56 193H59V194H56ZM117 193V194H116ZM122 193V194H121ZM27 194V195H26ZM120 196H119V195ZM57 195V196H56ZM41 196V195H40ZM123 196V197H122ZM29 197H31V198H29ZM44 198V199H45ZM120 198V199H119ZM118 199V201H120V203L117 201L116 202V200ZM26 200H27V202H26ZM41 200H42V198H41ZM48 200H46V201H48ZM45 201V200H44ZM125 203H124V202ZM121 202H122V204H121ZM26 203V204H25ZM120 205H119V204ZM113 204V205H112ZM123 204H125V205H123ZM123 205V206H122ZM112 206V208H110ZM115 206H117L116 208H114ZM121 207V208H120ZM127 207V206H126ZM29 208V209H28ZM114 208V209H113ZM119 208V209H118ZM115 209H118L117 211L115 210ZM111 210V211H110ZM115 211V213H111V212H114ZM123 210L125 211V212H123ZM227 210V209H226ZM58 216H56L57 218H59V223L61 224L62 222L64 223H62L61 225L59 224L58 226L61 228V227H65L66 225H68V228L70 227V221H69V223L67 222L68 220L67 219H69L70 217V215H69V213H67V214H65L64 212H61L60 213V215H59V212L58 213H56ZM55 214V215H56ZM62 214H65V215H62ZM113 214H114V216H113ZM55 215H51L50 216V218L51 217H55ZM117 216V218H116V216ZM119 216V217H118ZM123 216H124V218H123ZM69 217V218H68ZM113 218H115V219H113ZM62 220V222H61V220ZM123 219H125V224H124V220ZM67 220V221H66ZM70 220V219H69ZM114 220V221H113ZM50 221V220H49ZM49 221L47 222V221H44L43 223H42V225L44 226V228L45 229H43V227H42V225H41V227H42V230L44 231V235H45V237L46 238H49V236H48V233L50 232V231H48V230H50L49 229ZM65 221H66V223H65ZM114 223V224H113ZM66 224V225H65ZM124 224V225H123ZM58 226H57V228H58ZM67 227V226H66ZM65 227V228H66ZM124 227H126L125 229H123ZM47 228V229H46ZM59 228V229H60ZM65 228H61V229H65ZM123 229V230H122ZM123 231V232H121V231ZM48 231V232H47ZM117 231H119V233L117 232ZM47 232V233H46ZM116 232H117V234H116ZM126 232V233H125ZM128 233V234H127ZM47 234V235H46ZM50 235V234H49ZM124 235V236H123ZM117 236V237H118ZM124 237V238H123ZM79 242H78V239H77V242L79 243V245H81V244H84L85 242H87V243H85V245L84 246H86V248H92V246H93V244L95 243V239L93 240V239H91V238H89V237H87V236H85L84 234H83V236L81 237V236H79ZM201 238V237H200ZM203 238L205 239V237L203 236ZM82 239V240H81ZM89 239V240H88ZM126 239V240H127ZM193 238H190L189 239V247L187 248V250L185 251V257L186 258H188V259H190V262H192L191 264H198L199 263V254H202L201 252H203L204 250L203 249H201L200 247V249L198 248L197 249V252H193L192 250V248L194 247V245H192L193 244V240H192ZM83 241V242H82ZM186 241V240H185ZM81 242V243H80ZM188 242V241H187ZM77 243V244H78ZM88 243H91V244H88ZM88 245V247H87V245ZM90 245V246H89ZM163 245V243L161 244V246ZM191 245V246H190ZM81 247V246H80ZM83 248H85V247H81V249L84 251H86V250H89V249H83ZM162 248V247H161ZM127 250L129 251L128 253H129V257H130V262L132 263V264H134V263H136V264H139L140 262H141V259H142V261H146L147 260V258L146 257H149L151 260H147V262H149L150 264H151V261L153 262V260L154 261H156L157 262V258H156V260L155 259H153V258H155V255H154V257L152 256L151 257V252H144V253H142L141 255H137V254H131L130 255V250L127 248ZM198 250H199V252H198ZM203 250V251H202ZM157 252V251H159V250H154L153 252ZM160 252V251H159ZM150 253V254H149ZM161 253V252H160ZM158 254V253H156V257H157V255H162V254ZM145 254V255H144ZM147 254V255H146ZM149 254V255H148ZM195 254V255H194ZM143 255V256H142ZM133 258H132V257ZM136 256H139V257H137V259H136ZM141 256H142V258H141ZM196 256V257H195ZM143 257H145V258H143ZM201 257H202V255L200 256V259H201ZM43 258H45V257H43ZM47 258H49L48 256H46V258L45 259H47ZM194 258V259H193ZM132 259V260H131ZM144 259V260H143ZM146 259V260H145ZM48 261H53V262H55L54 260H52V259H48ZM136 261V262H135ZM146 264V262H141V264ZM153 263H155V262H153ZM98 264H100V263H98ZM148 264V263H147ZM156 264V263H155Z\"/></svg>",
	"mask_w": 264,
	"mask_h": 264
}]
</instances>
